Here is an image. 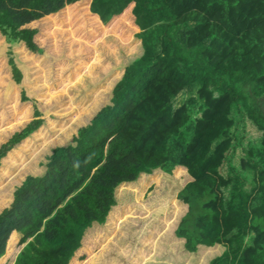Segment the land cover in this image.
Listing matches in <instances>:
<instances>
[{"label": "trees", "instance_id": "1", "mask_svg": "<svg viewBox=\"0 0 264 264\" xmlns=\"http://www.w3.org/2000/svg\"><path fill=\"white\" fill-rule=\"evenodd\" d=\"M0 96V264H189L134 227L164 182L191 264H264V0H0Z\"/></svg>", "mask_w": 264, "mask_h": 264}, {"label": "rangeland", "instance_id": "2", "mask_svg": "<svg viewBox=\"0 0 264 264\" xmlns=\"http://www.w3.org/2000/svg\"><path fill=\"white\" fill-rule=\"evenodd\" d=\"M12 94L14 96V101L11 103V105L13 107H18V101H19L18 87L14 89ZM181 100H182V96L179 95L177 99V103L181 102ZM0 101H1V96H0ZM261 101L264 104V97H262ZM5 105H7L6 108H8L10 112L6 113L5 110L0 109V128L3 126H7L9 129V127H12L18 121L20 122V120H22V117L16 114L12 115L11 107L8 106V104H5ZM63 106H64L63 113L68 114V112H73L71 114L73 118L67 124L56 126L54 129H52V127L43 128L42 131L49 134V136L44 135L43 137L48 140L47 144H49L50 142L57 141L62 138H68L72 140L73 136L78 131L77 127L79 126V124L74 119V114H75L73 110L74 107L70 105H66V104ZM84 107L85 106H83L82 104H78V109H82ZM85 112L80 114V118H83V115ZM45 126H46V123L44 124L43 127ZM247 131L249 135L251 134L254 137H257L261 134V132H259L255 127H252L251 125L248 126ZM0 132H3V129L0 130ZM38 148H40V145H38ZM240 152L243 154L242 149H240ZM25 157L26 155L22 154L21 152L18 153L17 155H14L11 158V160H9L5 164L4 170L0 173V181L17 174V172L20 170L21 167L18 165H11V163L12 161H15L17 159H20L23 161ZM150 180H151V176H143L139 180L138 182L139 184L135 188L137 190L133 192V196L135 198H137L141 190L146 189L148 187ZM163 185L168 188L170 197L166 199L165 201L156 203L153 206H150L149 208L147 207L146 209L140 206L138 209L139 216L137 217L136 222L134 221L135 230L138 232V234L143 239V242H144L143 252L144 253L151 251L153 253H156L157 256H160L163 253V251L169 250V251H173L176 253V255H174L170 259L176 257V258L181 259L182 262L184 263L188 262L189 264H191L192 258L188 259L187 257L183 255V252H182L183 242L182 241L174 239V242L176 243V247L170 246L168 242L165 241V239L166 240H168L169 238L173 239V233H174V230L172 228L173 225L168 226L169 220H171L176 214H177V219H178L183 213V207L176 200V193L179 188L177 186H169L165 182L163 183ZM146 201L147 200H141L140 202L146 203ZM137 227H139V229H137ZM126 245L127 244H118L114 248L111 247V249L109 246H103V247L99 246V249L95 248L94 250L99 252L98 254L100 255L102 262L104 264H112V257L121 258L122 253L126 249ZM200 255H201V252H200ZM93 260H95L96 264L98 263L97 259L94 258ZM79 262H83V261H79ZM88 262L91 263L92 260L91 262L88 260ZM82 264H86V262Z\"/></svg>", "mask_w": 264, "mask_h": 264}]
</instances>
